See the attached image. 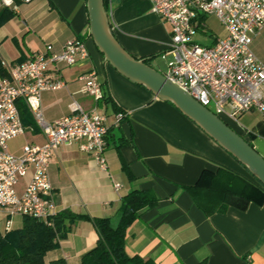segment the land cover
I'll list each match as a JSON object with an SVG mask.
<instances>
[{
	"label": "crops",
	"instance_id": "obj_1",
	"mask_svg": "<svg viewBox=\"0 0 264 264\" xmlns=\"http://www.w3.org/2000/svg\"><path fill=\"white\" fill-rule=\"evenodd\" d=\"M105 7L114 36L129 54L145 59L158 71L154 63L161 67L165 61L167 65L171 27L152 11L150 0H105ZM5 8L0 6V59L25 61L48 44L59 52L70 39L82 41L88 50V57L74 65H49L47 79L63 85L42 91L44 117L54 120L68 115L72 100L86 111L107 116L106 169L77 143L60 145L53 154L48 173L58 212L110 217L116 222L122 195L132 189L151 190L157 203L144 209L126 229L128 255L149 257L156 264H264V202H249L240 209L224 198L229 182L240 187L242 179L255 183L249 172L174 105L155 97L104 60L89 34L86 0L19 3L18 10L3 20ZM198 35L205 40L202 44L211 45L225 36V30L210 15ZM251 49L264 61V27L252 40ZM89 70L100 78V100L83 91L79 77ZM118 112L126 116L116 124ZM20 116L24 127L21 145L15 147L14 139L8 143L14 154H20L26 143L44 142L32 115L24 111ZM225 122L249 138L264 156V122L257 111ZM29 177L27 173L19 180V191ZM115 184L120 185L119 190ZM8 219L12 229L23 224V216L0 211V232L4 233ZM67 225L66 237L45 253L44 264L58 259L80 264L81 256L94 247L98 235L91 220L78 219Z\"/></svg>",
	"mask_w": 264,
	"mask_h": 264
},
{
	"label": "built area",
	"instance_id": "obj_2",
	"mask_svg": "<svg viewBox=\"0 0 264 264\" xmlns=\"http://www.w3.org/2000/svg\"><path fill=\"white\" fill-rule=\"evenodd\" d=\"M32 0H0V6L17 11L19 3ZM152 11L171 27L165 77L224 120L238 121L242 113L257 111L264 122V61L252 51L251 43L264 27V0H150ZM213 15L225 30L213 44L204 45L197 36ZM89 53L78 39L66 41L59 52L50 44L28 60L18 63L0 59V211L7 216H29L49 222L58 210L52 197L48 168L60 145L77 143L106 169L104 155L109 129L107 116L86 111L76 100L66 116L47 120L41 93L60 88L50 81V64L74 65ZM83 91L95 100L103 98L95 70L80 75ZM23 101L44 137L42 144L26 143L20 154L9 151L8 142L24 133L18 108ZM209 109V108H208ZM115 114V123L125 118ZM30 173L22 191L19 180ZM114 187L119 190L120 185ZM12 229L6 220L4 232Z\"/></svg>",
	"mask_w": 264,
	"mask_h": 264
},
{
	"label": "trees",
	"instance_id": "obj_3",
	"mask_svg": "<svg viewBox=\"0 0 264 264\" xmlns=\"http://www.w3.org/2000/svg\"><path fill=\"white\" fill-rule=\"evenodd\" d=\"M4 13L3 20L10 18L14 11L5 8ZM2 71L0 66V72ZM18 108L20 113L27 111L23 101H19ZM221 119L225 122L223 118ZM241 136L254 147L249 138ZM122 169L131 179L127 167L123 165ZM250 175L255 183L245 179L241 180L242 187L236 186L235 182L227 183L224 190V198L228 199L227 204L244 209L249 202L256 204L264 202V186L252 174ZM157 201V196L151 190H130L121 196L116 222L110 217L91 218L87 214H74L70 211L58 212L49 222L23 216V224L20 228L0 232V264H44L45 253L57 247L58 241L66 237L69 230L67 222L72 223L78 219L91 220L98 235L94 247L81 256L80 264H156L149 257L126 253L125 232L144 209L152 207ZM52 264H65V262L63 259H58Z\"/></svg>",
	"mask_w": 264,
	"mask_h": 264
},
{
	"label": "water",
	"instance_id": "obj_4",
	"mask_svg": "<svg viewBox=\"0 0 264 264\" xmlns=\"http://www.w3.org/2000/svg\"><path fill=\"white\" fill-rule=\"evenodd\" d=\"M86 1L89 34L104 60L127 79L174 105L264 186V156L220 117L169 81L145 59H136L129 54L113 34L105 0Z\"/></svg>",
	"mask_w": 264,
	"mask_h": 264
},
{
	"label": "rangeland",
	"instance_id": "obj_5",
	"mask_svg": "<svg viewBox=\"0 0 264 264\" xmlns=\"http://www.w3.org/2000/svg\"><path fill=\"white\" fill-rule=\"evenodd\" d=\"M197 38H198V40H200V42L201 43H204V38L202 39V37H201V35H198L197 36ZM156 61H160L159 59L158 60H156ZM161 62H163L164 63V65L163 66H161V67H159V66H156V64L154 63V66L156 67V68H158L160 71H162V72H164L165 73V69H166V62L165 61H161ZM208 108L210 109V110H212L211 108V106H208ZM22 135H19V136H17L16 138H14V140L13 141H11V142H14L13 144L15 145V147H18V146H20L21 145V140H22V137H21ZM11 142H10V145H11ZM9 143V142H8ZM253 144V143H252ZM255 148V147H254ZM256 149V148H255ZM261 154V153H260ZM262 155V154H261ZM263 156V155H262Z\"/></svg>",
	"mask_w": 264,
	"mask_h": 264
},
{
	"label": "clouds",
	"instance_id": "obj_6",
	"mask_svg": "<svg viewBox=\"0 0 264 264\" xmlns=\"http://www.w3.org/2000/svg\"><path fill=\"white\" fill-rule=\"evenodd\" d=\"M6 2H8V0H6Z\"/></svg>",
	"mask_w": 264,
	"mask_h": 264
}]
</instances>
